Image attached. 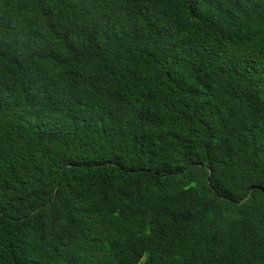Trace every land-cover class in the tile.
I'll use <instances>...</instances> for the list:
<instances>
[{
  "label": "trees",
  "instance_id": "16d2710c",
  "mask_svg": "<svg viewBox=\"0 0 264 264\" xmlns=\"http://www.w3.org/2000/svg\"><path fill=\"white\" fill-rule=\"evenodd\" d=\"M0 264H264V0H0Z\"/></svg>",
  "mask_w": 264,
  "mask_h": 264
}]
</instances>
